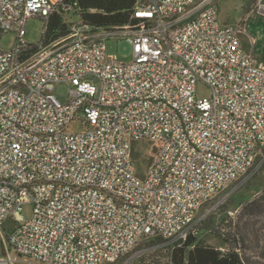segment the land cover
<instances>
[{
	"label": "built area",
	"instance_id": "2783aa9c",
	"mask_svg": "<svg viewBox=\"0 0 264 264\" xmlns=\"http://www.w3.org/2000/svg\"><path fill=\"white\" fill-rule=\"evenodd\" d=\"M77 3L0 0V35L17 36L0 48V264H111L144 240L172 251L264 166V66L217 0H134L137 23L23 41L29 18ZM113 34L129 61L107 53Z\"/></svg>",
	"mask_w": 264,
	"mask_h": 264
},
{
	"label": "rangeland",
	"instance_id": "374dc122",
	"mask_svg": "<svg viewBox=\"0 0 264 264\" xmlns=\"http://www.w3.org/2000/svg\"><path fill=\"white\" fill-rule=\"evenodd\" d=\"M256 0H254L255 3ZM262 2L261 4H263ZM219 21L229 25H236L237 14L224 1L219 2ZM253 7V6H252ZM256 14V8L254 9ZM252 22L256 19L252 18ZM77 11L71 9L64 17V21L68 26L69 32L74 25H82ZM243 20L239 21L242 26ZM45 21L37 16L27 20L25 25V36L23 41L28 45H37L43 38ZM68 32V33H69ZM245 34V32H243ZM67 35V34H66ZM241 37V36H240ZM243 46L247 50L253 49L255 60L264 66V47L261 45L256 48L251 37L245 36ZM17 43V36L14 31H7L0 35V48L11 49ZM107 53L115 54L120 60L129 61L131 59V45L122 37L110 35L106 40ZM67 92L65 86L58 87V93L64 97ZM210 89L207 84L199 80L196 84V95L198 97H206L209 95ZM71 132H79L82 127L78 121H74L67 128ZM150 157V155H149ZM140 166L144 169L146 162L143 160ZM264 191V166L257 170L254 175L241 184L239 187L226 189L213 202L204 204L198 214L199 223L196 226L197 240L203 241L215 248L226 249L221 239L222 234L232 232L237 225L244 223V231L248 235L247 249L244 254L248 256L254 264H264V259L259 254L264 251V212L261 215H242L241 210L244 204L258 197ZM31 205L23 206V214L26 218L30 217ZM236 224V226H235ZM10 225L9 223L7 224ZM257 233V239L255 235ZM155 242V241H153ZM151 240L142 241L137 248L129 254L122 256L116 262L111 264H171V250L168 247H152ZM12 256L18 257L17 254L9 249ZM2 253H6L3 251Z\"/></svg>",
	"mask_w": 264,
	"mask_h": 264
},
{
	"label": "trees",
	"instance_id": "16d2710c",
	"mask_svg": "<svg viewBox=\"0 0 264 264\" xmlns=\"http://www.w3.org/2000/svg\"><path fill=\"white\" fill-rule=\"evenodd\" d=\"M134 0H78L77 9L80 23L94 29H114L129 22L137 23L140 18L132 17ZM68 12L59 8L44 26L43 37L47 42L54 41L68 34L64 17ZM264 212V191L255 199L246 202L241 210L243 215H261ZM10 224V222H8ZM7 223V224H8ZM242 225L235 224L232 232L222 234L221 239L226 249L215 248L197 240V233L191 234L179 246L171 251V264H254L244 254L247 248L248 235ZM10 225H6L9 229ZM257 239V233L255 235ZM151 240L152 244L154 243ZM154 245V244H153ZM264 259V251L259 254Z\"/></svg>",
	"mask_w": 264,
	"mask_h": 264
},
{
	"label": "crops",
	"instance_id": "0c3cea01",
	"mask_svg": "<svg viewBox=\"0 0 264 264\" xmlns=\"http://www.w3.org/2000/svg\"><path fill=\"white\" fill-rule=\"evenodd\" d=\"M224 1L226 4L230 6L231 9L235 11L237 14V23L239 25V21L243 20L242 27L245 29V34H240L241 43H243V39L249 36V38H253L256 48H259L261 45L262 50L264 47V11L262 10V2L264 0H217V8H218V17H219V2ZM253 6V7H252ZM256 8V14L254 13V9ZM252 18L256 19V21L252 22ZM227 24V23H223ZM229 25V24H228ZM234 25V26H236ZM233 26V25H232Z\"/></svg>",
	"mask_w": 264,
	"mask_h": 264
}]
</instances>
